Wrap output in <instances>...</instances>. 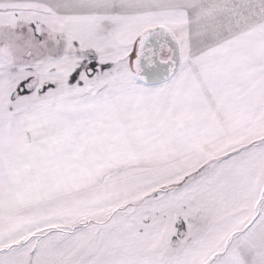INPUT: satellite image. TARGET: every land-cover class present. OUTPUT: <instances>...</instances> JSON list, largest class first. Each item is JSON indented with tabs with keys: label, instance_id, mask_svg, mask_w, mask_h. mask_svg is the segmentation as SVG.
Here are the masks:
<instances>
[{
	"label": "snow or ice",
	"instance_id": "6c2138e0",
	"mask_svg": "<svg viewBox=\"0 0 264 264\" xmlns=\"http://www.w3.org/2000/svg\"><path fill=\"white\" fill-rule=\"evenodd\" d=\"M0 264H264V0H0Z\"/></svg>",
	"mask_w": 264,
	"mask_h": 264
}]
</instances>
